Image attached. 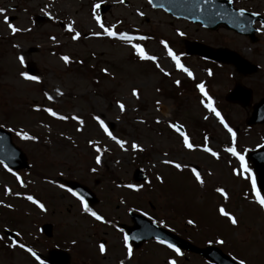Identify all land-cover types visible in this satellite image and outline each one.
Wrapping results in <instances>:
<instances>
[{"label":"rangeland","instance_id":"374dc122","mask_svg":"<svg viewBox=\"0 0 264 264\" xmlns=\"http://www.w3.org/2000/svg\"><path fill=\"white\" fill-rule=\"evenodd\" d=\"M231 1L234 6L264 10V0ZM8 3L12 6H2L5 11L0 13V125L11 132L30 168L18 175L0 164V264H37L11 244L4 229L15 235L19 232L20 243L43 253L56 245L65 248L71 254V264H116L115 258L124 252L117 231L107 225L116 218L130 223L124 213L128 207L134 212L141 210V214L145 211L147 217L163 227L193 233L196 244L214 242L218 237L225 242V252L229 250L249 264H264V208L252 190L250 168L245 172L239 159L227 151L226 146L234 141L220 123L222 117L236 133L234 147L241 154L264 136V124L244 134L246 114L224 100L236 83L252 89V101L264 95V28L252 43L220 28L197 29L190 22L152 8L146 0H6ZM99 3L108 4V10H94L93 6ZM94 12L105 27L115 25L114 31L136 37L133 43L141 44L157 60H140L131 45L118 37L93 36V32H102L93 18ZM37 14H49L51 18L36 22ZM4 16L20 31L12 33ZM73 21L75 31L81 33L77 40H72L75 32L66 27ZM181 32L184 35H179ZM141 36L145 39H138ZM208 38L242 54L257 65V70L245 75L230 63L212 64L184 53L187 41ZM162 40L192 76L176 67ZM64 55L70 58L68 64L61 60ZM18 57H23V64ZM26 63L33 65L38 81L20 76L21 72L27 73ZM102 68L108 69V75ZM201 83L220 117L201 103L207 101L196 88ZM133 88L138 90L139 99L132 96ZM45 92L53 100L49 101ZM117 100L125 105V111H120ZM45 108L56 111L57 116ZM62 115L69 119H59ZM73 115L79 116L83 125L72 120ZM94 116L103 119L107 126L112 123L109 131L128 141L126 150L104 133ZM170 122L183 125V131L198 147L185 149L179 133L168 126ZM17 132H27L37 139H22ZM89 140L94 144H89ZM132 141L143 151L132 150ZM205 143L218 153V158L203 150ZM98 154L99 165L95 162ZM164 159L186 167L178 170L163 164ZM135 168L146 173L145 182L132 181ZM192 168L200 172L203 185L195 181ZM157 176L162 177L163 183ZM64 179L76 180L98 193V202L90 209L101 215L102 221L96 222L83 207H78L77 199L61 187ZM128 181L137 188L125 190L123 185ZM245 186L251 190L250 196ZM6 187L11 191L6 193ZM217 187L225 189L227 199L215 191ZM28 195L43 203L46 211L27 200ZM221 206L236 217V225L219 213ZM259 208L263 210L261 214ZM189 219L193 223L187 226ZM44 222L52 224V238L41 233ZM104 231H108V247L102 257L97 247ZM134 251L125 264H168V259L174 258L153 241ZM181 260L184 264H206L200 257Z\"/></svg>","mask_w":264,"mask_h":264},{"label":"water","instance_id":"95a60500","mask_svg":"<svg viewBox=\"0 0 264 264\" xmlns=\"http://www.w3.org/2000/svg\"><path fill=\"white\" fill-rule=\"evenodd\" d=\"M154 7H163L165 10L175 16H182L192 20H199L202 24L210 28H216L219 24H224L228 28H232L237 32L244 33V21L239 10L233 9L230 0H152ZM107 6H102L101 11L104 12ZM47 17L38 16V21H44ZM187 54L198 53L199 55L214 59L227 60L235 63L241 70L245 72L254 71L255 68H246L249 64L240 56L232 51L226 49H211L200 44L188 42ZM250 66V65H249ZM27 70L33 74L34 70L29 65ZM246 95H241V88L236 87L228 93L227 99L239 98L242 103H247L249 100V92ZM264 98L261 99L254 108L252 116L249 118V123L264 121ZM249 159L252 161L259 187L264 192V147L251 152ZM0 161H3L7 166L13 169L27 168V159L20 148L15 146L11 140L10 133L0 128ZM134 178L136 180L144 179L145 175L140 170H135ZM70 185L84 197H87L90 203L95 200L92 199L87 190L75 182ZM86 190V191H85ZM134 222L133 226L126 227L127 236L133 247L137 248L147 239L157 238L167 242H171L183 248H188L197 251L202 256L209 258L218 264H236L228 256L224 255L216 247L199 248L190 245L186 241L178 239L169 231L162 229L143 216L131 214ZM43 231L47 236L51 235V225H43ZM49 263L52 264H68L69 257L64 251L53 250L50 252L48 258Z\"/></svg>","mask_w":264,"mask_h":264},{"label":"snow or ice","instance_id":"6c2138e0","mask_svg":"<svg viewBox=\"0 0 264 264\" xmlns=\"http://www.w3.org/2000/svg\"><path fill=\"white\" fill-rule=\"evenodd\" d=\"M148 2H149V4H151L152 0H148ZM121 3H123V0H121ZM99 7H100V5L96 4V5L93 6V9L95 10L96 8H99ZM4 11L5 10L3 8H0V13H3ZM239 11H240V14L243 15L245 9L241 8ZM139 14L143 15V13H139ZM253 15H259V13H253ZM93 18L95 19L96 23L99 24V27L102 29V32L101 31L93 32L92 33L93 36H97L98 37V36H101V35H106L108 37H118L120 40L126 41L128 44L131 45L132 49L134 50V54L140 60H142V61H144V60L156 61L157 60V57L153 56V55H149L145 51V49L141 46V44L133 43V40L136 39V37L128 35L125 32L114 31L113 28L116 27L115 25H113L112 27H105V25L103 23H101L100 16L99 15H95V12L93 13ZM8 19L9 18L7 16H4V20H5V23L7 24L8 29H10L12 33H16L18 31H20V29L15 27L13 24L9 23ZM117 23H119V22H117ZM73 25H74V21L73 22H69L66 25V27H67L68 31L75 32V34L72 36V40H77L81 36V33L78 32V31H75ZM261 27L264 28V25H262ZM257 31H260V29H257ZM179 35H184V34L181 32V33H179ZM52 39H55V38L52 37ZM138 39L143 40V39H145V37L141 36ZM161 44H163L164 48L167 50V55L170 56L172 58V60H174L176 62V67L179 68V69H182L189 76H192V73L186 67H184L183 64L180 63L179 56H177L173 52V50L168 46L167 42L162 40ZM18 59L20 60L21 64L24 63L23 57H18ZM61 60L65 64H68L70 62V58L67 55L61 56ZM156 66L159 67V64H157ZM101 71L105 75H108V69L107 68H102ZM165 74L167 75V73H165ZM20 76L23 77L26 80H31V81H38L39 80V78L37 76L29 75L26 72H21ZM175 83L179 84L180 81H176ZM196 88L207 98L206 102L205 101H201V103L204 105V107L209 109L211 112L215 113V115L217 117H220V113L213 107L212 98L210 96H208V93L205 91V87H204L203 83L197 84ZM57 93L59 95H62V93H60L59 90H57ZM131 94H132L133 97L139 99L138 90L136 88L132 89ZM44 95L49 101L53 100V96L49 95L47 92H45ZM116 103H117V106L119 107L121 112L125 111V105L120 100H117ZM156 103H157V105H159V101H157ZM44 111L50 113L54 117L57 116V112L53 111L51 108H45ZM59 119L67 120V119H69V117L62 115V116H59ZM71 119L75 120V121H78L79 124H81V125H83V123H84L83 120L79 116H76V115H73L71 117ZM93 119H95L97 121L99 127L104 131V133H106L108 135V137H110L113 141H115V143L117 145H119V147L121 149H125V145L128 143V141H126L124 139H118L115 135H113L112 132L109 131V128L105 124V121L103 119H101L99 116H94ZM141 122H143V121H141ZM157 123H159V120H157ZM220 123L223 124L225 128H227L228 132L232 136L233 141H235L236 133L233 131L232 128L228 127V125L224 123V120H223L222 117L220 118ZM168 126L179 133L180 137L182 138L183 147L185 149L193 150L195 147H198L197 145H194V143L190 141L189 136L182 130L183 129V125H178L176 123H171L170 122ZM0 127H3V125H0ZM81 130H82L81 128H77V131H81ZM16 135L20 136L22 139H25V140H35V139H37V137L30 136L29 133H27V132H17ZM207 139L208 138L205 137V141H207ZM89 144H94V142L89 140ZM131 148L134 151H143V148H141L135 141L131 142ZM203 150L205 152H207V153H210L211 156L218 158V153L216 151H213L209 146H207V143H205V145L203 146ZM227 151L230 152L233 156H235V157H237L239 159L240 168L244 169L245 172L249 171L248 166L245 163V157L240 152H238L235 147H229L227 149ZM96 152L100 153L101 149L99 147H96ZM164 155L167 156V153H165ZM95 162L98 165L101 163V156L99 154L95 156ZM0 163H3V161H0ZM162 163L165 164V165H172L173 167H175L178 170L182 169L183 167H186V165H182L181 163L174 162L171 159H164V160H162ZM5 167H7V166L5 165ZM8 170L11 171V169H8ZM93 171H95V170L93 169ZM191 171H192V174H193V176L195 178V181L197 183L203 185L204 184V180H203L200 172L197 171L196 168H192ZM233 172L236 173V174H239V173H237L236 169H233ZM208 175H211V173H208ZM17 179H19L18 176H17ZM156 179L160 180L162 182V177L161 176H157ZM61 187H63V185H61ZM127 187H129V188H137L136 185H132V184L127 185ZM5 190H6V193L11 191L10 189H7V187H6ZM252 190L255 193V197H256L259 205L261 206V208H264V197H261L260 192L256 190V181H255V179H253V181H252ZM69 191H71V189H69ZM215 191L217 193H220L225 199H227V193H226L224 188L217 187L215 189ZM72 194L74 196L76 195V193H74V192ZM27 200L31 201L33 204H36L42 211H46L44 204L41 203L40 201L34 199L33 196L28 195L27 196ZM81 202L83 204L84 211L86 213H90V215L92 217H94L95 220L102 221L104 219L96 211H93L92 209H90L89 206L86 203H83V198H81ZM7 207H11V205H7ZM218 211H219V213L222 216L227 217V219L231 222L232 225H236L237 224L238 221H237L236 217L234 215L230 214L229 212L225 211V208L223 206H221L218 209ZM187 222L189 224L193 223L192 220H188ZM19 235H20V233L17 232L16 236H19ZM73 243H75V241H73ZM159 243L167 244L168 248L173 249L177 254L180 253V249L177 248L174 244L168 243L165 240H159ZM217 243L223 244L224 241L223 240H217ZM11 244L12 245H17V241L16 240H12ZM124 245H125V248H126L127 257L131 258L133 253H132L131 247L129 246V237L127 235L124 236ZM18 247L21 248V249H24L25 251H27L29 253H31L33 256H36V253L33 252V250L31 248H26V246L23 243L18 244ZM99 251L102 254L106 251L104 244H100L99 245ZM37 259H39V257H37ZM120 264H124V261L121 260ZM168 264H177V262L175 260L170 259L168 261ZM238 264H247V262H246L245 259L241 258L239 260Z\"/></svg>","mask_w":264,"mask_h":264},{"label":"flooded vegetation","instance_id":"af4514ba","mask_svg":"<svg viewBox=\"0 0 264 264\" xmlns=\"http://www.w3.org/2000/svg\"><path fill=\"white\" fill-rule=\"evenodd\" d=\"M0 6H12V4L11 3H8V5L6 4V0H0ZM256 12H258V13H260L262 16H263V18H264V10L263 11H256ZM262 25H264V22H261V20L260 19H256V21H254V23H253V26H254V28H255V35H256V37H257V40L259 39V34H260V32H261V30H262ZM197 27V29H201L198 25H196ZM221 29H223V28H221ZM257 29H260V31H257ZM202 30H206V29H202ZM223 30H225V29H223ZM207 31H209V30H207ZM226 32H231V31H228V30H225ZM233 33V32H232ZM241 37H243L245 40H247L248 41V38L247 37H244V36H241ZM215 38V37H214ZM214 38H208V41H205V40H203V41H200V40H198V39H195V41H200V42H206V43H204V44H206V45H208V46H212V47H225V46H222V45H220V44H216L213 40H214ZM242 55V54H241ZM251 92H252V97H253V91H252V89H251ZM257 101V100H256ZM255 101H251L248 105H241L240 103H236V104H234L235 106H239L242 110H243V112H244V114H246V118L250 115V113H251V111H252V107H253V103H254ZM245 118V119H246ZM245 119H243V120H245ZM123 188H125V190H128L127 188H126V186H124ZM90 189L94 192V193H96V195L99 197V195H98V193L94 190V189H92L91 187H90ZM120 201H124V199H122L121 197H119L118 198ZM113 223H116V225H119L120 223H127V222H119V221H112ZM111 230H114L113 228H110ZM178 235H180L181 237H184L185 239H187V240H189V241H191V242H193V243H195V241L192 239V234L193 233H182V232H179V231H177L176 232ZM107 234H108V231H104V232H102V235H101V237H99L98 238V240H99V242L100 243H104V246H105V249H106V251H107V247H108V240H107ZM118 234V237L121 239V240H124V236H125V232L124 231H122V232H120V233H117ZM201 245H204V244H201ZM105 254H106V252H105ZM180 256L182 255L183 257V259H184V261H188L189 259H190V257H192V258H197L198 257V255L197 254H195V253H191V252H188V251H185V250H181L180 249ZM103 256H105L104 254L102 255V257ZM120 257H118V258H115L116 259V264H120V261L121 260H123L124 261V264H125V262H126V258L124 257L125 256V254H121V255H119ZM176 262H177V264H184L183 262H182V260L180 259V258H178L177 260H175Z\"/></svg>","mask_w":264,"mask_h":264}]
</instances>
